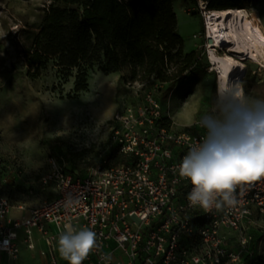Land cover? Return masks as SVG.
<instances>
[{"label":"built area","instance_id":"2783aa9c","mask_svg":"<svg viewBox=\"0 0 264 264\" xmlns=\"http://www.w3.org/2000/svg\"><path fill=\"white\" fill-rule=\"evenodd\" d=\"M205 10L206 4L204 17ZM203 117L190 129L161 126L163 106L152 92L118 112L113 145L128 164L102 157L88 174L74 176L52 159L42 183L53 186L54 197L23 218L11 217L14 207L0 194V253L19 258V230L30 250L36 232L54 248L71 221L97 234V247L83 264H254L244 258L251 239L245 225L255 215L264 220V175L237 186L235 207L211 212L190 206L192 186L178 175L182 157L205 135ZM48 226L59 232L50 233Z\"/></svg>","mask_w":264,"mask_h":264},{"label":"rangeland","instance_id":"374dc122","mask_svg":"<svg viewBox=\"0 0 264 264\" xmlns=\"http://www.w3.org/2000/svg\"><path fill=\"white\" fill-rule=\"evenodd\" d=\"M205 1L198 0L194 5L173 0L185 53L196 52L193 67L174 88L155 80L143 85L126 84L128 71L109 75L95 66L88 72V90L74 97V77L66 81L58 69L50 67L43 76L32 79L25 64L24 53L50 6L56 4L54 0H0V194L7 196L14 208L29 211L54 197L53 186L42 183L52 159L66 171L84 176L102 157L114 152V116L139 104L148 92L162 101L170 127L190 129L209 113L217 74L207 61ZM244 8L264 29V0H250ZM242 64L245 74L241 81L246 94L264 99V69L248 61ZM103 82L110 84L109 107L102 102L99 85ZM263 227L264 220L258 215L245 225V235L251 239L244 257L254 264H264ZM54 231L58 233L59 229L55 227ZM18 233L22 254L14 264H48L42 255L46 250L39 246L30 251L24 243V232ZM240 236L234 234L238 248Z\"/></svg>","mask_w":264,"mask_h":264},{"label":"trees","instance_id":"16d2710c","mask_svg":"<svg viewBox=\"0 0 264 264\" xmlns=\"http://www.w3.org/2000/svg\"><path fill=\"white\" fill-rule=\"evenodd\" d=\"M249 1L206 0L205 4L208 11H213L244 8ZM54 2L24 53L32 79L54 67L66 81L75 78L73 92L77 97L89 88V70L98 66L109 75L128 71L126 84L143 85L155 80L174 88L195 63L196 52L185 53L184 40L178 33L173 0ZM183 2L197 5L198 0ZM161 126L169 128L170 120L164 118ZM113 149L106 157L128 164L118 156L116 146Z\"/></svg>","mask_w":264,"mask_h":264},{"label":"clouds","instance_id":"9594fccd","mask_svg":"<svg viewBox=\"0 0 264 264\" xmlns=\"http://www.w3.org/2000/svg\"><path fill=\"white\" fill-rule=\"evenodd\" d=\"M202 140L192 145L177 166L187 179L190 206L205 212L237 205L236 188L253 175H264V99L248 96L243 82L217 84L212 108L201 120ZM97 247V234L71 221L63 225L57 251L68 264H83Z\"/></svg>","mask_w":264,"mask_h":264},{"label":"bare ground","instance_id":"6f19581e","mask_svg":"<svg viewBox=\"0 0 264 264\" xmlns=\"http://www.w3.org/2000/svg\"><path fill=\"white\" fill-rule=\"evenodd\" d=\"M207 25V61L217 74V84L222 88L229 79H243L245 67L242 61L259 65L264 69V29L248 9L205 10ZM227 50L220 54L219 50ZM103 93L104 107L110 104V84L99 85Z\"/></svg>","mask_w":264,"mask_h":264},{"label":"crops","instance_id":"0c3cea01","mask_svg":"<svg viewBox=\"0 0 264 264\" xmlns=\"http://www.w3.org/2000/svg\"><path fill=\"white\" fill-rule=\"evenodd\" d=\"M115 75V74H114ZM30 211V210H29ZM29 211H26L25 208L23 207H19V208H14L11 212V217L14 219H18V218H23L26 217L29 214ZM50 231V233L52 234H57L54 231L55 226H48L47 227ZM22 231V230H19ZM19 239H20V235L18 233ZM35 245L36 247H41L44 248L46 251L42 254L44 258L47 259V263L48 264H53L54 261L57 262V264H68V262L64 259H62L57 251V244L54 246V248L48 246L45 237H43L41 234H39L38 232L35 233ZM19 242V240H18ZM25 243V242H24ZM29 249V248H28ZM37 248H35L36 250ZM30 250V249H29ZM35 250H30V251H35ZM21 251V249H20ZM41 252V250H40ZM22 254V251L20 252V255ZM0 260L5 261L7 264H14V262L16 260H12L10 257H8L5 254L0 253ZM2 262H0V264H4Z\"/></svg>","mask_w":264,"mask_h":264},{"label":"snow or ice","instance_id":"6c2138e0","mask_svg":"<svg viewBox=\"0 0 264 264\" xmlns=\"http://www.w3.org/2000/svg\"><path fill=\"white\" fill-rule=\"evenodd\" d=\"M260 176L259 175H253L251 177H244V179H247V180H253V179H257L259 178Z\"/></svg>","mask_w":264,"mask_h":264}]
</instances>
